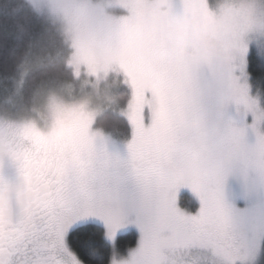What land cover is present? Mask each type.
I'll return each instance as SVG.
<instances>
[{"label": "rangeland", "instance_id": "1", "mask_svg": "<svg viewBox=\"0 0 264 264\" xmlns=\"http://www.w3.org/2000/svg\"><path fill=\"white\" fill-rule=\"evenodd\" d=\"M36 2L58 23L72 46V78L71 74L66 77L67 84L60 85V91L37 97L30 115L0 111L1 138L44 150L60 162L113 166L127 159L137 127L155 120L166 122L176 93L197 77L201 84L211 85L210 103L215 113L224 114L223 127H244L248 144L255 146V135L247 127L252 116L244 115L235 91L246 86L248 99L256 101L258 131L264 134V97L247 71L251 50L264 56V0ZM120 87L129 90L122 108L115 95ZM88 96L94 112L61 107ZM105 108L127 120L128 133L104 132L95 126L96 117ZM242 168L224 177L223 199L238 219L254 222L258 234H264V161L256 155ZM186 194L194 203L192 209L179 204L180 196ZM177 207L194 213L199 201L191 189L181 188ZM90 223L101 226L105 235V226L97 219H85L80 225ZM128 232L136 233V244L124 256L113 255L109 264L128 259L137 246L139 231L126 223L111 239L105 235L114 245L119 235ZM263 242L261 235L256 260L251 264L261 262ZM192 255L216 264L208 253Z\"/></svg>", "mask_w": 264, "mask_h": 264}, {"label": "snow or ice", "instance_id": "2", "mask_svg": "<svg viewBox=\"0 0 264 264\" xmlns=\"http://www.w3.org/2000/svg\"><path fill=\"white\" fill-rule=\"evenodd\" d=\"M210 91L198 77L182 86L167 121L137 127L127 159L113 166H41L12 149L0 155V264H82L91 234L80 222L88 218L101 221L109 239L126 223L136 226L137 246L121 264H207L192 255L201 252L216 264L255 261L264 234L237 218L222 186L226 174L254 156L264 161L256 101L246 86L235 90L244 115L252 116L253 146L244 127H223ZM181 188L197 197L194 213L177 207Z\"/></svg>", "mask_w": 264, "mask_h": 264}, {"label": "trees", "instance_id": "3", "mask_svg": "<svg viewBox=\"0 0 264 264\" xmlns=\"http://www.w3.org/2000/svg\"><path fill=\"white\" fill-rule=\"evenodd\" d=\"M33 1L0 0V111L28 113L35 109L37 97L45 98L50 92L60 91V85L67 84L66 77L71 74L72 78L70 42L58 23L45 15L38 1L37 6ZM247 71L264 97V56L254 49L248 56ZM127 92V88L120 87L115 93L121 108L128 98ZM95 121V126L104 132L128 133L127 120L110 109L105 108ZM188 199L187 194L180 196L179 204L192 209L194 203ZM80 226L91 234L83 264H109L113 255L124 256L137 241L136 233L128 232L119 235L111 245L101 226L94 223ZM73 251L81 255L79 247L73 246ZM259 264H264V242Z\"/></svg>", "mask_w": 264, "mask_h": 264}, {"label": "flooded vegetation", "instance_id": "4", "mask_svg": "<svg viewBox=\"0 0 264 264\" xmlns=\"http://www.w3.org/2000/svg\"><path fill=\"white\" fill-rule=\"evenodd\" d=\"M9 149L16 151L22 158L34 160L41 166L55 165L61 163L58 157L51 156L50 153H47L44 150L36 149L26 144L23 145L22 143H14L8 138L0 137V155L6 154ZM6 172L9 176L12 175L10 169H7Z\"/></svg>", "mask_w": 264, "mask_h": 264}, {"label": "clouds", "instance_id": "5", "mask_svg": "<svg viewBox=\"0 0 264 264\" xmlns=\"http://www.w3.org/2000/svg\"><path fill=\"white\" fill-rule=\"evenodd\" d=\"M92 92L95 93L96 92V85H92ZM52 103H55L54 101H52ZM93 101L91 96L88 97H84L78 101H76L73 104H69V105H61V107H67L70 109H80L83 110L85 112H94L95 108H93ZM117 163V162H116ZM87 241V238H86Z\"/></svg>", "mask_w": 264, "mask_h": 264}]
</instances>
